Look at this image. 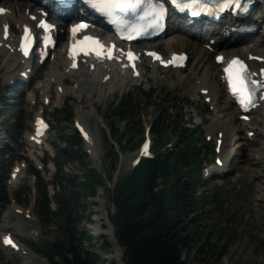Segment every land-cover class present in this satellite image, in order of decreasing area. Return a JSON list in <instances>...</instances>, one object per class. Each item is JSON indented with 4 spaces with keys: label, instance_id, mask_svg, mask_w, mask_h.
Returning <instances> with one entry per match:
<instances>
[{
    "label": "rangeland",
    "instance_id": "374dc122",
    "mask_svg": "<svg viewBox=\"0 0 264 264\" xmlns=\"http://www.w3.org/2000/svg\"><path fill=\"white\" fill-rule=\"evenodd\" d=\"M169 35L166 37L168 40ZM63 38L61 37L60 41ZM158 41L161 42V39ZM151 43H142L140 46L145 48L151 46ZM57 50H61V46ZM9 55L4 52L0 54V145L6 146L0 150V186L7 185L10 197L21 198L26 204L24 208L33 210V215L37 218L35 227L39 232L32 235L21 231L19 224L21 217L14 211L7 210L8 207H15L12 203L7 208L0 206V233L12 232L22 239V244L25 246L32 245L33 241L41 245L46 241L55 243L66 238L68 233L62 230V226L68 225L73 248L82 259L89 256L98 259L96 264H124L122 259L119 261L120 256L122 258L123 255L122 249L113 250V236L109 233L106 234V238L96 237L94 231V225L98 222L96 217L100 214L103 215V228L109 229L112 223L108 222V218L115 212L109 190L112 181L102 183L103 192L98 189L100 185L95 184L96 194L91 197L87 196L80 183L90 175V169L100 172L107 167L105 178L111 176L112 166L109 169L107 163L111 156L117 154L115 151L118 149L115 138L114 141L109 136L112 125H116L123 134L118 141L124 142L134 136L133 142L129 143L130 145L126 144V148L120 151L119 174L127 172L135 162L140 151L139 143L142 142L147 127H151V135L155 141L158 139L156 132L161 129L162 144L167 143L169 146H175L179 130L193 128L195 131L192 135L198 137L197 147H201V152H193L189 155L188 166L183 171L200 166L202 174L199 179L196 176L192 180L194 182L198 179L193 197L196 208L183 216L184 224H189L195 233L192 248L185 250L183 259L189 264H264L263 115L253 114L251 122L240 131V141L244 145L240 151L238 149L233 153L235 156L230 162L231 170L224 175L206 179L202 168L208 167L216 156L217 130L213 133L210 127L216 110L212 104L205 101L204 96L200 97L199 90L185 91L178 82L179 73L174 74L170 81L164 82L162 77L165 71L160 69L156 71L151 65L145 67V63L142 68L145 67L143 72L146 76L139 82L125 84L121 80L114 85L112 83L108 90L103 88L104 85H98L97 90L99 86L102 87V93L91 94L92 90L84 88L82 92L75 89L70 91V94L66 93L68 96L60 97L55 85L51 86L48 92H45L42 85L52 64L50 58L34 74L28 89L23 90L22 86H18L9 93L3 91L8 78L12 76L10 65L13 61L10 60ZM192 64L193 59H190L188 66L181 71V75L185 76ZM18 73L17 71L16 74ZM65 86L71 90L74 86V77H71ZM148 88L152 89L146 92ZM47 93L50 103L44 104V96ZM122 94L124 101L128 102L129 110L127 119L123 120L115 116L118 113L116 105ZM229 103L231 102L227 96H223L218 106ZM40 112L50 117L52 131L44 145L33 148L29 145L27 136L33 119ZM228 112L229 109H226L223 113ZM98 114L99 118L102 117L101 121ZM78 119L90 128L94 139L98 138L99 144L97 139L95 143L98 153L100 152L99 157L93 159L88 152L81 162L68 160L64 156L57 158L55 155V157L50 148L54 149L55 145H65V137L74 133V122ZM248 131L254 132V135H249ZM209 133L213 137L211 140L207 139ZM87 144L82 141L81 146L85 151ZM237 155L240 156L238 162ZM16 165L22 167L23 171L14 179L11 178V172ZM36 166L42 170V177L48 183L51 194L57 193L55 194L57 203L52 202L54 210L61 209L62 213L54 218L50 225L42 221L37 213V194L33 186L35 179L30 174V169ZM57 169H61L65 177L59 175ZM75 175L79 182L76 190L82 191L80 204L75 205L70 200L68 207L64 208V196L66 199L70 198L67 180ZM101 179L102 176L96 173L92 179H89L88 184L101 183ZM187 179L188 177L185 178ZM57 181L65 182L68 192L63 190L58 193L55 186ZM165 186L166 180L157 185L156 191ZM70 188L73 187L70 185ZM67 213L71 214L70 223L65 221L64 214ZM113 226L112 223V229ZM74 230L84 234L85 238L76 237ZM103 241H109V246H104ZM112 253L115 257L114 263H110ZM23 260L22 253L8 249L0 250V264H22Z\"/></svg>",
    "mask_w": 264,
    "mask_h": 264
},
{
    "label": "trees",
    "instance_id": "16d2710c",
    "mask_svg": "<svg viewBox=\"0 0 264 264\" xmlns=\"http://www.w3.org/2000/svg\"><path fill=\"white\" fill-rule=\"evenodd\" d=\"M116 109L118 113L115 116L122 120L127 119L129 114L127 101L121 100L116 105ZM112 130L117 132L119 128L112 125ZM160 130L156 132L157 146L162 145ZM192 133L193 130L189 128L179 130L173 149L165 152L157 151L153 159L144 158L116 187L113 195L115 213L112 216V222L115 225L117 241L123 249L122 259L125 264H189L183 259V255L185 250L192 248L195 233L189 224H184L183 216L196 208L193 204L195 184L201 176L200 166L183 171L188 166L189 155L200 152V148L197 147L198 137H193ZM133 140L132 135L129 143ZM67 141L68 145L60 150L61 153L70 160L83 161L84 155L78 147V136L67 138ZM32 171L41 180L40 173L35 169ZM93 174L92 171L90 175ZM196 176L198 179L193 182ZM186 177H188L187 180H185ZM159 179L166 180V186L156 191L157 185L161 184ZM77 182L76 175L68 180L70 198L64 197V208L68 207L70 200L75 205L80 204L82 191L76 190L79 183ZM80 185L88 194L87 196L95 193L92 185L88 183H80ZM37 191L40 195L37 203L38 212L41 218L50 224L53 218L62 214L61 209L58 211L51 209L46 187L41 182ZM1 203H8L4 186H0ZM64 217L65 221L70 223L71 214H64ZM75 234L85 238L82 233L75 232ZM67 240L70 244L67 249L63 240H59L53 244L45 242L40 247V251L50 259L52 264H60L56 261V257L61 258V264H96L98 262L96 257L88 256L82 259L73 248L70 237H67ZM109 244L108 241H104V246Z\"/></svg>",
    "mask_w": 264,
    "mask_h": 264
},
{
    "label": "bare ground",
    "instance_id": "6f19581e",
    "mask_svg": "<svg viewBox=\"0 0 264 264\" xmlns=\"http://www.w3.org/2000/svg\"><path fill=\"white\" fill-rule=\"evenodd\" d=\"M0 7H5L9 9L6 14H0V41L2 40L4 24H9L13 30H15L16 25H18L19 28H22L24 24H28L30 22V14L34 13L31 10L32 6L30 1L21 2L19 0H0ZM27 10H30V12L27 13ZM51 16L54 19V22L58 24V37H63L65 32H62L61 30H64V20L66 18L74 17L75 14L72 12H62V10H54ZM174 22L175 21H171V32L173 34V37L169 38V40L166 38L165 40L161 39V42H159L158 39L152 42V45L148 48L157 50L162 54H167L168 57H170L169 55L174 51H185L190 54V58L193 59V64L189 68L190 70L188 69V73L183 76L181 75V70L168 67L162 77L163 81L168 82V80L170 81L173 78L174 74L179 73L180 75L178 78V82L182 84L185 91L208 89L206 97H210L211 104L215 106L216 110V115L211 119V132L214 133L216 130L217 132H223L220 155H223L224 157V155L229 152L230 156L225 155L226 157H224L225 161L227 162L229 161L232 152H235V150L238 151V149L240 151L242 145H244L241 144L240 141V131L247 124L245 120L240 119V112L232 101L229 104H223L221 106H218V102L223 96H227V92L222 78L221 67L214 61L216 53L215 49L216 47H218L220 49L218 50V52H223L226 54L231 53L235 55V53H240L244 57H247L248 54H257L260 56H264V40L261 35H250L249 37L245 38L246 41L237 45L220 43L217 46H211V48H213V50H211L210 48H207L206 43L211 38H213V36L206 37V35H203L205 36V39H201L198 36L182 35L181 33H178L173 29ZM16 37L17 34L11 30L10 37L6 41H4V47L7 43H9L11 47L7 50L12 51V53L14 54L13 57L10 59L11 61H13L10 65V72H13V74H15V72L18 70L19 67L23 65L24 62L18 56H16L14 52L15 48L13 46V42L15 41ZM258 43L263 48V51H257L255 49V45ZM52 53L53 55L55 54L52 58V64L50 65L48 73H46L43 79V85L46 92H48V88L51 86L52 83H55L56 89L59 90L60 86H63L70 81V77H74V84H76L75 86H77L79 91L83 90L84 88H88L89 90H92L90 91L91 94H97L98 92L102 93L103 88H105V90H108L110 86L114 85L117 81L120 80L119 77L125 82H132L140 78L132 76L125 70L121 69V67L117 63L113 62L100 64L97 69L93 71L89 69V63L87 64V68L71 70L69 62L67 60V56L62 55V50L54 49ZM149 63L153 64L154 66L157 65L156 61H152L150 59ZM262 66H264V63L259 64V67ZM108 75L109 77L106 78ZM110 78L111 80L108 81ZM100 84L104 85L105 87L103 86L102 88L99 86V89L97 90V86ZM66 93L68 94L69 91L65 87H63L62 92L58 91V95L61 97L67 95ZM45 97H48V95H45L44 98ZM226 109H229V112L224 114L223 112ZM256 113H259L264 116L263 101L256 109ZM33 122L34 120L32 121V125ZM217 138L218 137L216 136V139ZM88 139L90 141L89 148L91 155L92 157H97L99 153L97 145L95 143V139L91 138L90 134ZM30 145L34 146V144L32 143H30ZM5 147V145H0V150L4 149ZM238 155L237 162L240 159V156L238 157ZM8 211H14L19 217H21L19 220L21 231H25L27 233L32 234H37L39 232L35 227L37 219L33 215V210L24 209L22 206L15 205V207H9ZM102 216L103 215L100 214L96 217L98 222L94 225L95 234H99L101 232H106L108 234L110 233V235L113 236V250H120V246L115 238L111 224L109 226V229L107 230L102 227ZM6 234V232L0 233L1 243ZM20 252L26 255L24 256V260L21 262L22 264H48L45 259L39 258L34 252L27 249L26 247L21 246ZM114 258L115 257L112 253L110 257V263H114ZM121 259L122 258L120 256L119 261H122Z\"/></svg>",
    "mask_w": 264,
    "mask_h": 264
},
{
    "label": "snow or ice",
    "instance_id": "6c2138e0",
    "mask_svg": "<svg viewBox=\"0 0 264 264\" xmlns=\"http://www.w3.org/2000/svg\"><path fill=\"white\" fill-rule=\"evenodd\" d=\"M142 2L143 0H92L91 6L103 14L112 15L117 11L119 12L135 11L136 9L141 7ZM233 5H235L236 7H240L239 0H224L222 7H230ZM149 7L153 17H158L159 14H162L164 12V5L159 3V0H152ZM3 11H4L3 9H0V12ZM41 26L44 27L46 31L50 27L44 21H41ZM6 27L7 26H5V31H6ZM81 27H83V25H81ZM25 32L27 34V28L25 29ZM129 56L131 57L132 54L129 53ZM233 63H240V62L234 61ZM241 70L242 71L244 70V66L242 64H241ZM225 71L227 72L229 71V69H225ZM230 83L232 86V90L240 94L241 104L244 105L246 102L250 103L251 90L245 86L244 80L241 79L239 75H237L235 82L233 83L230 81ZM145 148H147V143L145 144ZM5 243H11L10 239L6 237Z\"/></svg>",
    "mask_w": 264,
    "mask_h": 264
},
{
    "label": "water",
    "instance_id": "95a60500",
    "mask_svg": "<svg viewBox=\"0 0 264 264\" xmlns=\"http://www.w3.org/2000/svg\"><path fill=\"white\" fill-rule=\"evenodd\" d=\"M67 231H69L68 227H66ZM65 245L68 246L67 241H64Z\"/></svg>",
    "mask_w": 264,
    "mask_h": 264
}]
</instances>
